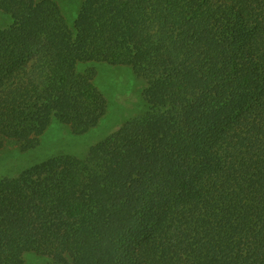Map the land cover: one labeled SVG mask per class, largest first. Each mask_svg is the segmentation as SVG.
Here are the masks:
<instances>
[{
    "label": "trees",
    "instance_id": "16d2710c",
    "mask_svg": "<svg viewBox=\"0 0 264 264\" xmlns=\"http://www.w3.org/2000/svg\"><path fill=\"white\" fill-rule=\"evenodd\" d=\"M69 5L0 0V152L98 126L97 64L144 87L85 155L0 171V264H264V0Z\"/></svg>",
    "mask_w": 264,
    "mask_h": 264
},
{
    "label": "rangeland",
    "instance_id": "374dc122",
    "mask_svg": "<svg viewBox=\"0 0 264 264\" xmlns=\"http://www.w3.org/2000/svg\"><path fill=\"white\" fill-rule=\"evenodd\" d=\"M70 7L73 0H63ZM72 10V9H71ZM95 85L107 101V112L98 126L86 134L73 135L65 125L52 123L43 134L41 145L34 152L20 153L16 146H8L6 152H0V171L13 173L41 159L56 155L83 156L88 148L104 139L114 124L132 113L140 98L144 81L125 67L97 64ZM24 264H43L41 257L34 254L24 255Z\"/></svg>",
    "mask_w": 264,
    "mask_h": 264
}]
</instances>
